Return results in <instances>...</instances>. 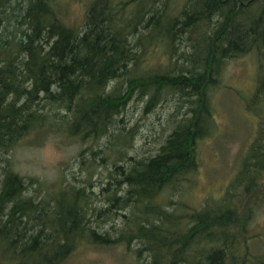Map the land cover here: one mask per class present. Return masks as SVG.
Masks as SVG:
<instances>
[{
	"label": "trees",
	"instance_id": "obj_1",
	"mask_svg": "<svg viewBox=\"0 0 264 264\" xmlns=\"http://www.w3.org/2000/svg\"><path fill=\"white\" fill-rule=\"evenodd\" d=\"M61 1L0 0V264H65L83 243L134 241L144 245L139 256L150 253L149 264H264V256L250 251L256 239L249 228L264 202V76L242 98L256 130L224 194L199 209L180 201L174 213L158 201L198 173L199 146L216 125L211 92L227 60L242 52L241 35L214 20L226 0H193L183 19L176 0H92L80 28L67 23ZM160 57L165 63L154 65ZM174 59L181 66L172 68ZM137 90L150 97L148 107L178 92L189 115L156 155L130 157V168L120 163L126 147L113 150L109 180L118 184L102 189L108 208L92 205L94 192L86 186L45 190L5 156L32 134L98 142ZM128 209L115 238L92 220L105 225Z\"/></svg>",
	"mask_w": 264,
	"mask_h": 264
},
{
	"label": "rangeland",
	"instance_id": "obj_2",
	"mask_svg": "<svg viewBox=\"0 0 264 264\" xmlns=\"http://www.w3.org/2000/svg\"><path fill=\"white\" fill-rule=\"evenodd\" d=\"M61 2L65 6L64 18L67 23L82 27L87 7L92 0ZM176 2L179 4L177 14L183 19L182 12L193 0ZM262 11L264 0H250L242 5L226 0L215 11L214 20L217 23L228 22L230 32H237L243 38L242 52L237 58L227 60L220 77L221 82L211 92L216 125L211 136L199 146L201 163L198 173L191 177V182L177 186L174 191L167 190L158 198L167 213L182 208L180 201L192 209H199L208 200L219 199L234 177L240 158L255 135V118L246 112L242 98L251 96L259 84L258 77L264 76V20L258 22ZM184 50L186 48L180 49L179 53H184ZM163 60L160 57L153 64L165 63ZM170 63L172 68L178 66L177 63L181 66V62L176 60ZM163 96L157 105L148 107L150 97L143 96L137 90L123 112L116 117L107 136L98 142H83L63 134H44L39 137L32 134L5 156L11 161L15 172L26 179H36L45 190L55 192L60 186L69 183L78 188L86 186L87 192H94L92 205L108 208L102 189L108 187V182H111V188L118 184L115 180H109L110 173L114 175L115 169L113 163L116 155L113 150L126 147L127 158L120 163L130 168L135 164L134 160L130 161V157L137 161L156 155L173 129L189 115L187 101L181 98L180 93ZM102 149L103 153H97ZM108 154L111 158L105 164L102 158ZM4 166L5 162L0 161V175ZM36 188L37 185L33 186L30 192L33 193ZM122 188L127 189L123 183ZM119 195H123V192H119ZM120 213L117 220L107 221L105 225L97 216L92 220L95 226L104 227L103 230L109 231L115 238L120 235L119 229L125 225L123 215H129L131 211L128 209ZM249 228L250 235L256 239L251 244V253L256 257L264 256L263 201L257 206ZM105 231L101 230V233ZM143 246L138 241L129 246L118 242L104 247L83 243L65 264H149L151 259L148 251L139 256V249Z\"/></svg>",
	"mask_w": 264,
	"mask_h": 264
}]
</instances>
